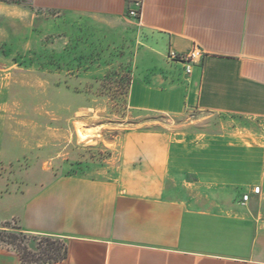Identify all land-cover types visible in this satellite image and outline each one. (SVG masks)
Returning a JSON list of instances; mask_svg holds the SVG:
<instances>
[{
  "label": "crops",
  "instance_id": "1",
  "mask_svg": "<svg viewBox=\"0 0 264 264\" xmlns=\"http://www.w3.org/2000/svg\"><path fill=\"white\" fill-rule=\"evenodd\" d=\"M136 1L141 20L128 16ZM18 8L110 33L131 53V110L264 121V0H24ZM195 48L204 56L191 74L168 58ZM232 137L191 146L167 130L129 128L108 144L112 170L54 174L25 197L19 225L63 239L68 256L58 264H264V137L258 145ZM0 264L22 262L0 247Z\"/></svg>",
  "mask_w": 264,
  "mask_h": 264
},
{
  "label": "rangeland",
  "instance_id": "2",
  "mask_svg": "<svg viewBox=\"0 0 264 264\" xmlns=\"http://www.w3.org/2000/svg\"><path fill=\"white\" fill-rule=\"evenodd\" d=\"M0 2L16 7L0 10V225H19L26 198L54 174L112 170L108 144L129 128L167 130L191 146L223 135L258 145L264 137L263 120L129 109L131 53L110 33L66 13L20 10L24 0Z\"/></svg>",
  "mask_w": 264,
  "mask_h": 264
},
{
  "label": "trees",
  "instance_id": "3",
  "mask_svg": "<svg viewBox=\"0 0 264 264\" xmlns=\"http://www.w3.org/2000/svg\"><path fill=\"white\" fill-rule=\"evenodd\" d=\"M132 79L129 76L128 86ZM0 247L14 250L22 264H58L68 256L66 242L58 237L26 232L20 225H0Z\"/></svg>",
  "mask_w": 264,
  "mask_h": 264
},
{
  "label": "built area",
  "instance_id": "4",
  "mask_svg": "<svg viewBox=\"0 0 264 264\" xmlns=\"http://www.w3.org/2000/svg\"><path fill=\"white\" fill-rule=\"evenodd\" d=\"M134 8L131 9L128 13V16L130 18L141 20V13L143 8V2L142 1H136L134 2ZM204 56V53L199 48H195L192 52L188 54H179L176 52H171L168 56L169 60L174 62H180L184 64L185 71L187 74H191L192 68L195 64L199 63ZM253 194L260 195L261 188L259 186H256L253 188ZM251 198L250 194H246L243 197V203H247Z\"/></svg>",
  "mask_w": 264,
  "mask_h": 264
}]
</instances>
